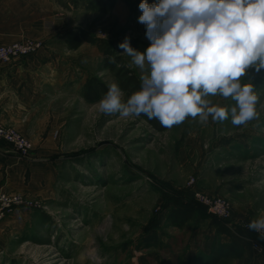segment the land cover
<instances>
[{
	"label": "rangeland",
	"instance_id": "obj_1",
	"mask_svg": "<svg viewBox=\"0 0 264 264\" xmlns=\"http://www.w3.org/2000/svg\"><path fill=\"white\" fill-rule=\"evenodd\" d=\"M91 1L59 0L62 9L47 19L58 35L50 44L58 68L45 105L33 119V130L45 138H30L0 119L53 168L45 194H23L36 206L17 207L15 222L0 226V264H181L189 236L197 230L195 261L204 252L200 246L206 232L215 230L201 219L205 209L195 192L224 199L230 209L227 225L233 226L227 228L229 240H248L252 247L257 235L244 227L264 216V69H249L241 78L258 95L259 119L244 126H233L230 118L206 124L188 118L168 129L142 115H105L98 102L84 99L85 82L94 78L107 88L118 83L116 72L123 70L140 81L143 73L118 45L128 36L144 51L151 41L138 22L139 0H115L107 12L90 8ZM78 30L107 42L103 49L110 54L86 42L70 49L67 41ZM36 34L0 46L32 41L42 49L43 38ZM110 57L116 62L110 63ZM214 100L227 108L235 103L219 96ZM192 201L197 218L185 231L166 224L171 207ZM215 239L222 241L216 230ZM216 257L214 264H259L246 252L240 258Z\"/></svg>",
	"mask_w": 264,
	"mask_h": 264
},
{
	"label": "clouds",
	"instance_id": "obj_2",
	"mask_svg": "<svg viewBox=\"0 0 264 264\" xmlns=\"http://www.w3.org/2000/svg\"><path fill=\"white\" fill-rule=\"evenodd\" d=\"M138 22L151 41L144 51L130 37L118 45L143 73L126 100L118 83L98 101L101 113L146 116L171 129L188 118L244 126L259 119L258 95L241 78L264 69V0H141ZM115 63V58H109ZM231 98L230 108L215 97ZM247 228L264 239V216Z\"/></svg>",
	"mask_w": 264,
	"mask_h": 264
},
{
	"label": "crops",
	"instance_id": "obj_3",
	"mask_svg": "<svg viewBox=\"0 0 264 264\" xmlns=\"http://www.w3.org/2000/svg\"><path fill=\"white\" fill-rule=\"evenodd\" d=\"M61 9L59 0H0V45L36 33L43 38L44 42L43 48L31 56L18 58L9 63H0V119L30 138L36 135L37 138L43 136L42 132L36 133L33 130L35 127L33 119L45 105L46 90L52 86L58 68V56L50 46L53 42L51 38L58 35H54L53 32L56 31L47 26V19L51 20L54 11ZM52 170V162L48 158L36 152L23 158L10 143L0 142V191L28 196L45 194L49 187ZM16 211L8 216L11 220L6 217L0 222V226L15 222V216L19 215ZM225 227L233 228L232 224H226ZM177 229L183 232L186 227ZM196 231L189 233L192 241L189 242V248L181 264H194V258L199 249L196 243ZM235 233L240 236L238 232ZM206 234L207 237L203 239L200 246L205 254L210 251L215 230L209 228ZM220 237L222 242L229 241L227 235ZM239 242L244 247L248 258L252 256L251 258H257L255 262L264 264V251L256 250L258 253L255 254L251 251L250 241ZM254 259H252L253 262Z\"/></svg>",
	"mask_w": 264,
	"mask_h": 264
},
{
	"label": "trees",
	"instance_id": "obj_4",
	"mask_svg": "<svg viewBox=\"0 0 264 264\" xmlns=\"http://www.w3.org/2000/svg\"><path fill=\"white\" fill-rule=\"evenodd\" d=\"M141 0H139V3ZM158 2V0H148V3H155ZM115 3V0H92L90 2V8H96L101 12H107L109 9L113 7ZM91 5H93L91 7ZM83 42L96 45L98 48H101V51L105 55L110 54V51L108 48L103 49V47H108V43L103 41L102 39H97L91 35H88L84 33L83 31L78 30L75 36L67 41V45L70 49H77L81 46ZM133 48L134 45H131ZM136 49V48H135ZM110 69L114 68V65H107ZM116 78L119 86L125 93V100L135 91L139 90L140 88V81L138 80L137 76L128 70H123V73L116 72ZM107 91V88L105 85H103L101 82H99L97 79H92V81H86L84 84V99L87 102L94 103L98 102L103 94ZM143 116V115H142ZM147 118L146 116H143ZM150 121V120H148ZM153 124L156 125L158 120H151ZM197 204L192 201L187 204L180 203L174 207H171L168 210L167 216H166V224L171 227L175 228H184L187 227L188 224H190L192 221L196 220L197 218V210L195 208ZM202 205V204H201ZM200 212L201 219H207L210 221V225L215 228L216 234L218 236L221 235H227L229 236V231L225 227V224L217 219L216 217L212 216L209 213H206V208L202 205ZM154 233L150 235L151 238H154ZM147 244H153V242H148ZM245 249L242 246V244L235 240L231 239L228 242H222L217 241L216 239L212 242L211 249L208 253L204 254V252L199 253L196 260L194 261V264H214L217 260L216 256H234L237 258H240L244 255Z\"/></svg>",
	"mask_w": 264,
	"mask_h": 264
},
{
	"label": "built area",
	"instance_id": "obj_5",
	"mask_svg": "<svg viewBox=\"0 0 264 264\" xmlns=\"http://www.w3.org/2000/svg\"><path fill=\"white\" fill-rule=\"evenodd\" d=\"M42 47L39 42L27 41L25 43H12L0 46V63H9L15 59L27 57L35 54ZM0 141L10 143L14 150L23 158H27L31 154L32 145L21 134L11 127H6L0 122ZM195 182L191 179L190 184ZM194 199L202 204L207 212L222 221L225 225L230 221L229 204L218 196H208L201 192L194 193ZM34 207L35 201L28 199L20 193H12L8 191H0V220L11 215L17 207ZM245 229L247 226L244 227ZM248 229V228H247ZM258 239H252L251 245L257 251H264V242L258 233Z\"/></svg>",
	"mask_w": 264,
	"mask_h": 264
}]
</instances>
